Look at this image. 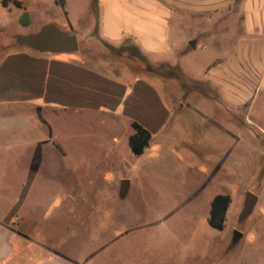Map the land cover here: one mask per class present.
Returning <instances> with one entry per match:
<instances>
[{"label":"rangeland","instance_id":"obj_1","mask_svg":"<svg viewBox=\"0 0 264 264\" xmlns=\"http://www.w3.org/2000/svg\"><path fill=\"white\" fill-rule=\"evenodd\" d=\"M15 1L26 12L16 9ZM54 1L12 0L7 7L14 8L5 10L0 0V60L18 50L42 54L18 39L55 25L76 34L80 47L55 58L80 57L108 74L128 69L160 80L177 118L167 134L154 137L136 156L127 124L95 113L48 114L55 139L34 147L50 136L48 125L37 113L28 114L31 110L0 108V213L13 216L26 249L90 264H264V124L263 129L248 124L228 110L225 125L217 104L215 109L202 102L218 103L217 92L192 80L218 49L202 40L189 55L168 54L156 64L128 47H138L132 40L128 51L120 50L127 39L114 46L100 38L97 0ZM27 13L32 22L24 25ZM177 34L173 28V39ZM207 113L217 117L216 124ZM32 147L47 150L44 168L26 190ZM126 179L131 184L123 200ZM248 192L259 201L241 221ZM218 195L232 200L223 231L209 224ZM235 231L243 234L237 245Z\"/></svg>","mask_w":264,"mask_h":264},{"label":"crops","instance_id":"obj_2","mask_svg":"<svg viewBox=\"0 0 264 264\" xmlns=\"http://www.w3.org/2000/svg\"><path fill=\"white\" fill-rule=\"evenodd\" d=\"M97 2L100 38L114 46L131 39L156 64L161 63L158 58L168 54L189 55L202 40L218 49L202 66V74L192 79L217 92L218 103L207 99L202 102L215 109L218 106L225 125L229 110L243 117L246 123L262 128L264 0ZM3 8L12 10L14 6ZM15 8L26 12L24 8ZM173 28L178 30L175 39ZM192 43L195 47L189 46ZM53 55L56 54H28L18 50L0 60V108L31 110L28 114L37 113L42 125L50 129V136L34 147L46 146L51 137L55 139L48 114L95 113L112 124H127L133 130L131 136L135 134L132 123H138L152 134V140L167 134L175 124L177 117L163 94L162 81L132 75L128 69L112 75L85 64L80 57L61 60ZM210 115L213 116H207L216 124L217 117ZM32 148L23 185L26 190L44 168L42 157L47 150ZM24 193L20 197L24 198ZM12 217L0 213V264H90L56 252L30 253L24 236L14 230Z\"/></svg>","mask_w":264,"mask_h":264},{"label":"water","instance_id":"obj_3","mask_svg":"<svg viewBox=\"0 0 264 264\" xmlns=\"http://www.w3.org/2000/svg\"><path fill=\"white\" fill-rule=\"evenodd\" d=\"M20 45H24L29 49L42 54H56V55H71L79 51V40L76 35L67 34L55 25H47L38 33L28 36L20 37L18 39ZM195 47V44H191ZM130 181L128 179L121 182L120 198L125 200L130 191ZM259 201V197L252 192H248L245 197V204L240 220L248 219ZM243 238V234L235 231L233 238V245H237Z\"/></svg>","mask_w":264,"mask_h":264},{"label":"trees","instance_id":"obj_4","mask_svg":"<svg viewBox=\"0 0 264 264\" xmlns=\"http://www.w3.org/2000/svg\"><path fill=\"white\" fill-rule=\"evenodd\" d=\"M11 1L12 0H3V6L7 7L8 3ZM15 5L19 9H23V5L21 2L15 1ZM22 23L24 25H29L30 17L28 16V14H24V16L22 17ZM130 43L131 39H127L120 50H132L126 48L127 44ZM128 47L133 49L137 48L136 50L138 54H141V56H143L142 53H140L141 49L139 47H134V45H130ZM132 127L135 130V134L132 135L129 139L130 148L136 156H142L145 153L146 149L150 146V143L152 141V134L138 123H132ZM231 202V197L228 195H218L214 198L211 204V211L209 217V224L211 227L219 231L224 230L227 213L230 208Z\"/></svg>","mask_w":264,"mask_h":264}]
</instances>
